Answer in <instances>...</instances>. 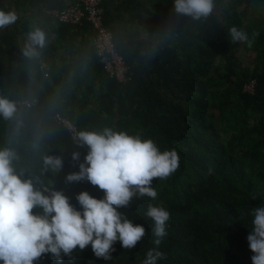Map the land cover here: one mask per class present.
<instances>
[{
    "label": "trees",
    "instance_id": "obj_1",
    "mask_svg": "<svg viewBox=\"0 0 264 264\" xmlns=\"http://www.w3.org/2000/svg\"><path fill=\"white\" fill-rule=\"evenodd\" d=\"M174 3L126 0L133 10L116 14L104 8V26L129 68L130 80L119 82L99 64L88 26H56L43 10H53L49 0H0V9L18 17L0 28V97L38 99L31 107L16 104L11 120L0 115V149L15 151L13 167L23 179L41 191H62L81 211L79 193L105 196L90 181H66L80 171L88 148L56 122L58 112L78 133L109 127L151 139L161 152L175 149L180 157L171 176L153 180L155 199L145 196L118 209L146 229L135 248L117 241L112 259L104 260L91 244L77 246L62 264H143L154 248L166 257L157 264H253L250 213L264 205V0H213L211 14L200 19L176 13ZM232 26L250 39L258 33L251 47L231 41ZM35 28L48 43L29 59L23 47ZM73 152L80 153L78 161ZM47 156L61 157L63 168L46 169ZM149 204L170 212L158 247L154 222L145 215ZM51 257L43 254L34 264H61Z\"/></svg>",
    "mask_w": 264,
    "mask_h": 264
},
{
    "label": "clouds",
    "instance_id": "obj_2",
    "mask_svg": "<svg viewBox=\"0 0 264 264\" xmlns=\"http://www.w3.org/2000/svg\"><path fill=\"white\" fill-rule=\"evenodd\" d=\"M174 10L200 19L211 14L213 0H175ZM17 19L15 12L0 9V28ZM229 35L233 43L244 42L251 47L258 33L250 39L245 30L232 26ZM47 43L46 33L35 28L27 33L23 55L29 59L38 58ZM129 80L130 76H127L126 80L117 81ZM37 102V98L12 102L0 97V115L11 120L17 112L16 104L31 107ZM59 117L67 119L69 125ZM53 118L67 128L77 145L88 148L84 162L79 165L80 171L70 173L66 181H90L104 190L105 196L97 199L87 191L79 193L76 199L82 211L78 210L62 191L47 187L41 191L32 179H23V173L18 174L13 167L17 158L15 151L9 147L0 149V261L3 264H34L46 253H51V258L62 264L64 256L72 258L77 246L84 250L89 244L95 257L104 260L112 259L113 245L117 241L124 249L135 248L146 229L134 224L118 209L137 203L145 196L155 199L157 191L153 180L168 178L179 168L178 152L175 149L161 152L151 139L142 140L140 136L109 127L78 133L66 115L58 112ZM72 159L78 161L80 153L73 152ZM44 165L54 172L64 166L59 156L45 157ZM33 209H39V212L33 213ZM250 214L253 219L247 239L254 253L251 259L253 264H264V205L254 207ZM145 215L154 222V243L158 247L167 235L166 222L170 212L162 206L149 204ZM165 258L163 252L154 248L147 252L143 264H157Z\"/></svg>",
    "mask_w": 264,
    "mask_h": 264
},
{
    "label": "built area",
    "instance_id": "obj_3",
    "mask_svg": "<svg viewBox=\"0 0 264 264\" xmlns=\"http://www.w3.org/2000/svg\"><path fill=\"white\" fill-rule=\"evenodd\" d=\"M69 6L65 10L53 13L61 24L74 26L88 25L94 32L92 47L95 51L97 60L101 64L109 77L119 81L127 79L129 68L124 59L117 53L112 34L104 27L101 7V0H68ZM41 69L49 76L48 63L41 62ZM253 85H246L247 89H252ZM65 125H69L68 120L59 117Z\"/></svg>",
    "mask_w": 264,
    "mask_h": 264
},
{
    "label": "crops",
    "instance_id": "obj_4",
    "mask_svg": "<svg viewBox=\"0 0 264 264\" xmlns=\"http://www.w3.org/2000/svg\"><path fill=\"white\" fill-rule=\"evenodd\" d=\"M51 6L53 7V10L50 9H45L43 8V10H45V14H47V16L50 18L49 20L52 19V17L55 19V25L56 26H64L63 24H61L59 21H57V18L55 17V15H53L54 12L56 11H61V10H65L68 6H69V1L68 0H49ZM65 3L67 4L66 7H63L62 9H58L56 7L58 6H65ZM35 5V2L33 3V6ZM101 7L102 10H111L114 14H116V10H133L130 7H127L126 5V0H101ZM105 8V9H104ZM38 10H35V12H37ZM119 12V11H118ZM104 13V12H103ZM34 14H31V16H33ZM102 19H103V25H104V18H103V14H102ZM85 25V24H84ZM83 26H79V27H84ZM72 26V25H71ZM88 26V25H86ZM89 27V26H88ZM94 36V34H93ZM42 61V60H41ZM40 61V62H41ZM45 61V60H44ZM39 62V66H40V70L43 72V70L41 69V63ZM47 62V61H46ZM48 69H50V66L48 65ZM45 73V72H44Z\"/></svg>",
    "mask_w": 264,
    "mask_h": 264
},
{
    "label": "rangeland",
    "instance_id": "obj_5",
    "mask_svg": "<svg viewBox=\"0 0 264 264\" xmlns=\"http://www.w3.org/2000/svg\"><path fill=\"white\" fill-rule=\"evenodd\" d=\"M249 85V84H248Z\"/></svg>",
    "mask_w": 264,
    "mask_h": 264
}]
</instances>
